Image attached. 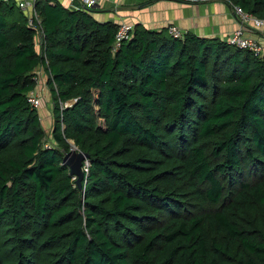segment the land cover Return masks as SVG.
Instances as JSON below:
<instances>
[{
	"label": "trees",
	"instance_id": "trees-1",
	"mask_svg": "<svg viewBox=\"0 0 264 264\" xmlns=\"http://www.w3.org/2000/svg\"><path fill=\"white\" fill-rule=\"evenodd\" d=\"M35 10L0 1V264H264V54L142 24L115 51L96 10Z\"/></svg>",
	"mask_w": 264,
	"mask_h": 264
},
{
	"label": "crops",
	"instance_id": "crops-1",
	"mask_svg": "<svg viewBox=\"0 0 264 264\" xmlns=\"http://www.w3.org/2000/svg\"><path fill=\"white\" fill-rule=\"evenodd\" d=\"M9 1V0H0ZM19 7L20 3H29L33 7L20 10L27 17L32 26L38 19L35 10L36 0H13ZM62 6L69 8L68 0H57ZM94 17L100 22L112 21L116 24H142L150 30L161 31L170 26L184 32H192L200 37L220 38L224 41L239 26L233 7L224 1L180 2L177 0H96ZM264 23V21H263ZM253 38L259 40L264 47V24L262 28H249ZM40 32L37 33V50L39 52ZM38 86L36 92L39 97L48 101V111L51 113V97L46 85L47 73L45 67L37 69ZM52 124L53 120L51 118Z\"/></svg>",
	"mask_w": 264,
	"mask_h": 264
},
{
	"label": "built area",
	"instance_id": "built-area-1",
	"mask_svg": "<svg viewBox=\"0 0 264 264\" xmlns=\"http://www.w3.org/2000/svg\"><path fill=\"white\" fill-rule=\"evenodd\" d=\"M201 2H212V1H221V0H200ZM69 8L75 10H91L94 9L96 5V0H68ZM19 7L22 9H26L29 7H33V5H29V3H20ZM235 15L237 19H239V26L237 29L228 37L227 42L241 49L248 50L252 52L255 56H262L264 54V47L261 42L255 38H253L250 34L249 28L260 29L263 27V21L259 20L252 14L244 12L240 8L233 7ZM119 29L116 35L115 48L116 51L119 49L123 43L129 41L132 38L134 32V25L129 23H121L119 24ZM169 33L176 38L182 36V31L177 29L175 26H170ZM39 95L38 93L32 92L29 95V102L31 105L37 109L40 108L39 104ZM73 151H77L76 149H72ZM79 152V151H77ZM84 172H88V163L86 162L83 168Z\"/></svg>",
	"mask_w": 264,
	"mask_h": 264
},
{
	"label": "water",
	"instance_id": "water-1",
	"mask_svg": "<svg viewBox=\"0 0 264 264\" xmlns=\"http://www.w3.org/2000/svg\"><path fill=\"white\" fill-rule=\"evenodd\" d=\"M89 155L82 152L71 150L65 157V165L69 167L71 176L77 178V185L81 188L82 181L85 178V172L83 170L85 163L87 162Z\"/></svg>",
	"mask_w": 264,
	"mask_h": 264
},
{
	"label": "rangeland",
	"instance_id": "rangeland-1",
	"mask_svg": "<svg viewBox=\"0 0 264 264\" xmlns=\"http://www.w3.org/2000/svg\"><path fill=\"white\" fill-rule=\"evenodd\" d=\"M188 1H194V0H188ZM221 1L225 2V0H221ZM39 104H40L39 114L41 118L42 127L45 130L46 134L50 135L51 127H52V121H51L52 114L50 113V111H48V105H49L48 101L45 97H40Z\"/></svg>",
	"mask_w": 264,
	"mask_h": 264
}]
</instances>
